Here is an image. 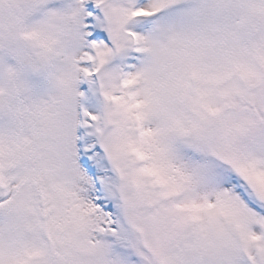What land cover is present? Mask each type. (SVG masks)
<instances>
[{
	"label": "snow or ice",
	"instance_id": "6c2138e0",
	"mask_svg": "<svg viewBox=\"0 0 264 264\" xmlns=\"http://www.w3.org/2000/svg\"><path fill=\"white\" fill-rule=\"evenodd\" d=\"M0 264H264V0H0Z\"/></svg>",
	"mask_w": 264,
	"mask_h": 264
}]
</instances>
